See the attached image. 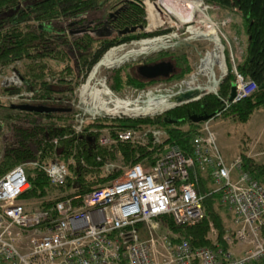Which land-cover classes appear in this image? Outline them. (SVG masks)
<instances>
[{"label": "built area", "instance_id": "obj_1", "mask_svg": "<svg viewBox=\"0 0 264 264\" xmlns=\"http://www.w3.org/2000/svg\"><path fill=\"white\" fill-rule=\"evenodd\" d=\"M200 3L208 9L218 8L205 0ZM230 21L221 17L224 27ZM208 22L214 27L213 33L196 38L210 41V48L202 51L193 70L183 78L164 89L158 85L130 88V97L136 93L133 101L107 85L110 105L126 101L125 107L130 111L150 96L167 95L175 107L208 94L216 96L221 107L201 121L192 138V153L184 154L178 145L166 142V131L161 128L124 129L114 135L103 130L98 144L107 153L97 160L105 175H119L82 194L62 192L45 198L23 197L30 186L29 178L39 168L52 185H63L68 174L66 164L54 159L47 164L29 160L14 166L0 176V264H251L264 257V185L243 170L240 157L227 162L213 129L214 120L252 95L257 85L237 70L234 55L225 47V37L219 35L217 22L210 17ZM229 71L235 86L230 99V92L223 96L219 91ZM217 78L219 81L211 88ZM5 89L13 91L6 93ZM188 91H197V95L180 102L173 100ZM143 96L145 99H141ZM0 101L47 105L60 100L35 96V90L25 85L17 70L0 66ZM127 112L120 108L115 115H108L86 111L82 106L72 115V128L78 134L87 121L98 116H152ZM52 142L56 144L57 138ZM121 143L154 150L150 157L153 160L146 156L140 162L125 165L118 148ZM195 167L210 179L213 192L220 193V203L231 214V223L223 235L226 248L216 240L217 231L211 221L209 235L215 237L212 247L193 246L169 225L170 219L175 227L190 226L206 216L204 196L191 179L190 170ZM234 245L241 247L238 254L231 249Z\"/></svg>", "mask_w": 264, "mask_h": 264}, {"label": "trees", "instance_id": "obj_2", "mask_svg": "<svg viewBox=\"0 0 264 264\" xmlns=\"http://www.w3.org/2000/svg\"><path fill=\"white\" fill-rule=\"evenodd\" d=\"M115 1L117 0H0V66L27 59L26 72L18 71L25 85L34 89L37 97L60 100L46 106L62 108L58 112H28L15 108V104H4L0 101V106L4 110L3 118L9 124H13L19 138L17 143L0 147V176L29 160L47 164L57 159L68 168L64 184L57 186L52 185L46 174L36 168L34 175L29 178L30 186L23 197L45 198L55 194L56 190L82 194L118 176V172L105 175L100 167L101 162L97 160V157H103L107 153V149L98 144V136L103 130L114 135L124 129L161 128L166 131V142L178 145L184 154H191L192 138L201 124V121H193L191 116L210 115L221 107L220 100L208 94L198 101L177 106L152 118L89 120L84 124L82 131L76 134L72 128V121H69L73 108L68 103V94L76 88L78 82L77 80L75 84L72 83L78 61H86L83 73L87 75L104 53L120 46L114 45L143 37H157L167 32L164 29L163 33L162 30L151 32L162 26L170 16L164 10V16L154 11L158 0H143L146 16L139 0L123 3L112 10L110 6ZM205 2L224 10L231 20L228 25L230 29L235 34L238 33V36L242 30L246 37L243 51L235 63L237 70L245 77L251 78L257 88L252 95L235 103L224 113L225 116L232 115L236 121L244 123L256 109L264 108V0H205ZM80 16H83L81 21L85 22L78 25L77 29L86 23H101L107 19L118 29L140 25L144 28L141 29V33H129L120 38L101 37L91 33L95 35L94 38L87 32L80 31L76 32L79 36L67 40L61 32L75 27ZM145 18L148 31H145ZM55 29L61 32H55ZM51 56L62 58L65 64L61 70L51 74L49 80L44 77L38 79L40 75L35 73L37 68L47 70L45 59H53ZM160 58L169 60L173 65L174 70L168 76L146 79L129 71L128 65H122L111 72V88L116 92H120L127 85L142 89L157 81L179 80L191 70L190 58L184 51L165 52ZM35 60L38 63H35ZM30 69L32 73L29 72V75L27 72ZM232 83L233 74L229 71L220 84V94L223 96L229 94ZM12 91L13 89L4 90L6 93ZM2 126L0 121V131ZM54 138H57L56 144L52 142ZM118 148L126 163L140 162L142 158L146 156L150 158L154 154V150L148 151L129 143H121ZM241 165L243 170L264 185V163H258L246 152H241ZM190 171L195 188L204 196L206 216L190 226L175 227L170 219L169 225L188 238L193 246L212 247V242L207 237L211 221L217 230V241L226 248L223 240L225 221L218 211L223 207L219 199L220 193L213 192L210 179L200 173L198 168ZM261 232L264 236V226ZM251 264H264V257Z\"/></svg>", "mask_w": 264, "mask_h": 264}, {"label": "rangeland", "instance_id": "obj_3", "mask_svg": "<svg viewBox=\"0 0 264 264\" xmlns=\"http://www.w3.org/2000/svg\"><path fill=\"white\" fill-rule=\"evenodd\" d=\"M130 1H137V0H117V1L113 2V4L110 6V9L113 10L115 7L120 6L123 3L130 2ZM139 1L142 4V8L144 9L145 4L143 3V0H139ZM195 1L196 0H158L157 5L172 17V21L174 22V25H171L169 22H167L164 25L156 28L155 30H153L151 32L162 30L161 33H163V32H165L164 30H166L167 34L166 33L165 34L166 35L171 34L172 36L175 37L174 40L168 39V40L163 41V42H158L152 48H149V49L142 51V52L139 51V46L132 45V43H140V42H146V41L139 40L140 42H138L137 40L133 39L129 42L118 44V45H120V47L115 49L114 51L112 49V50L108 51L106 54H104L101 57V59L95 65L92 66V68L88 71L87 75L83 73L85 71V68H86V63H85L86 61L85 62L78 61L79 62V63H77L78 66H75V72H73L74 77L72 79V83L75 84L77 80H78V82L76 84V88L71 93L68 94L69 95L68 103L72 106L73 113L75 111L79 110L80 107H82V105L79 102L78 96L81 97L80 101L83 104L84 103L83 99L85 97H87L88 95L100 94L99 90L101 89V87L99 86V82L106 81L107 85L109 87H111V83H112L111 72L114 68H117L119 66L128 65L129 71L135 72L137 74V71H136V67L138 66L137 64L140 61H143V60H141L143 58H147L148 60L153 59L154 61L165 60V59L160 58V56L163 55V53H165V52H168V53L172 52L173 53V52L184 51L187 53V55L190 58V64H191V70L190 71H192L195 63L198 60V58L202 55L201 54L202 51H204L206 47L210 48V43H209L210 41H208L206 39L191 38V37H189V35L185 31V29L190 28V26H192L196 23L206 22L209 17L211 18L212 22H214V23L217 22V24L219 25L218 26L219 30H220L219 35H222L223 38L225 37L224 38L225 39V45H226L225 47L229 51L231 50L232 54L234 55V60L235 61L238 60V58H240L241 51H243V47L245 45L246 37H245L244 32L241 30L239 32L240 35L238 36L237 35L238 33L235 34L234 31L231 30L229 26L224 27L221 23V17H228V14L224 10L220 9L219 7L218 8L211 7V9H208V7H207V10L205 9V11H204L206 15H203V16L198 11H194L192 13V11L195 7ZM205 3H207V2H205ZM168 9L173 13H171V12L169 13ZM144 12H145V16H146L145 9H144ZM82 17L83 16L79 17L78 24L75 27H71L69 29H66L65 32H61V31L55 29V32H58V33L61 32V34H64L66 36L67 40H69V39L71 40L73 37L79 36V34L76 33V29H77L76 27L85 22L84 20L81 21ZM145 21H146V25H145V30H146V28L148 27L146 18H145ZM184 21H186L185 24H187V25H184V23H183ZM209 24H210V27L212 28V29H210V27H209V29H210L209 32H212L214 27L211 23H209ZM181 25H183V26L181 27ZM184 26H186V27H184ZM141 32H142V30H137V33H141ZM87 34H89L95 38L94 34H91L89 32H87ZM165 34H162L163 36L161 35L160 37L161 38L164 37ZM147 38L155 39V38H159V35L157 37L152 36V37H147ZM118 45H115V46H118ZM123 47H125L126 51H130V50H137V51L136 52H133V51L128 52L121 59L117 60L115 58V56L119 53V51ZM65 48H66V46H65ZM111 52H112V54H111ZM227 53H228V51H227ZM88 59L89 58H87V61H88ZM45 62H46V66L48 67L47 70L41 69L40 67H38L37 71L35 72L36 75H40V77H37L38 79H40L41 77H44V79L49 80L51 74L53 75L56 72H58L59 70H61L62 65L65 64V61L62 60V58H60L58 56H55V58H53V59H45ZM27 63H28L27 59H21V60L14 61L8 65H5L4 67L5 68H11L12 67L13 69L23 73V72H26ZM31 63H33V62H31ZM35 63H38V62L35 60ZM70 64L73 65L72 62ZM30 71H31V69L27 72L29 75H30V73H32ZM90 75L94 76L93 77L94 83L91 84V87H87V91L89 88H92V87H94V88L92 90L89 89V91L87 92L88 95H86L84 84H85V82L88 84L86 79ZM171 82H173V81H171ZM171 82L157 81V82H154V83L146 86V88H152V87L158 85L157 87L164 89ZM79 87H81V90L78 89ZM130 88H134V87L129 86V85L125 86L119 92V95L121 97H123L124 99H129V100L133 101L134 98H136V93L133 95V98L130 97L128 94L129 93L128 89H130ZM161 94H165V92L161 91ZM102 95L107 98V95L103 94V91H102ZM141 99H145V97L143 96ZM161 100L162 101L166 100L165 95L159 96L157 99H155L152 102H148L145 104H143L141 102L137 103L139 105V107H134L131 111L126 109V107H125L127 105L126 101L122 102V106H117V107L124 109L125 112L129 111L134 115L135 114L136 115L137 114L152 115V116H141L140 119L141 118H152V117L164 114L165 112L162 114H157V113H161L167 109H170L176 104L175 102H171L168 105H166L165 107H160L159 103L162 102ZM3 103L5 104V102H3ZM142 104L146 108L144 112H141L142 106H140V105H142ZM174 108H175V106H174ZM3 111H4L3 107L0 106V121L3 124L2 130L0 131V147H4L6 145H11V144L17 143L19 141L17 130L15 129V127L12 126L13 124H11V123L9 124V122L3 118V115H2ZM73 113H72V115H73ZM109 113L110 114H108V115H115L114 112H109ZM153 114H155V115H153ZM123 118H126V117H123ZM97 119L108 120V119H113V118L98 116ZM97 119H95V120H97ZM69 121H72V123H73V116L71 119H69ZM183 127L185 128L186 126H183ZM213 129H214L216 136H217L218 147H219L223 157L227 160V162H231L238 157L241 158V152H246V153H248V155L252 156L258 163H264V108L256 109L250 115L249 119L244 123H239L238 121H236L234 119V117L232 115H226L225 116V114H223L222 116H220L219 118L214 120ZM123 161L125 162L124 158H122V162ZM124 164L126 165L128 163H124ZM110 180H111V178L108 179L107 181H105V183H107ZM62 192L65 193V191H59V190H56L54 193L60 194ZM218 211L220 212L222 217H224V221L226 224L225 227H227L228 221L225 220L226 208L223 206L222 208H219ZM207 237L210 239L211 242L215 241V237L212 235H209V231H208ZM216 240H217V236H216Z\"/></svg>", "mask_w": 264, "mask_h": 264}, {"label": "bare ground", "instance_id": "obj_4", "mask_svg": "<svg viewBox=\"0 0 264 264\" xmlns=\"http://www.w3.org/2000/svg\"><path fill=\"white\" fill-rule=\"evenodd\" d=\"M205 9L207 10V8L205 7L204 8V6L202 7V4L200 3V0H196L195 1V7H194V9H193V11H192V13L194 12V11H198L199 13H201V15L203 16V15H206L205 14ZM169 10V9H168ZM171 11L169 10V13H170ZM167 13V12H166ZM171 13H173V12H171ZM168 14V13H167ZM208 17V16H207ZM185 22L186 21H184L183 23H184V25H187V24H185ZM183 25H181V27H182ZM208 28H207V27ZM184 27H186V26H184ZM209 27H210V24H209V22H208V20L206 21V22H201V23H196V24H194V25H192V26H190V28H186L185 29V31H187V32H189L191 35H192V37L193 38H196V36L198 37V36H205V35H211V33H213V31L212 32H209V30L210 29H212L211 27H210V29H209ZM163 36V35H162ZM147 40L149 39V38H146ZM146 39H139V40H142V41H145ZM152 40H148V41H146V42H140V43H132V45H137V46H139V51L140 52H142V51H145V50H147V49H149V48H152L156 43H158V42H163V41H166V40H168V39H175V37L174 36H172L171 34L170 35H166L165 34V36L164 37H160L159 36V38H156V39H153V38H151ZM139 40H137V41H139ZM134 42V41H133ZM115 46V45H114ZM119 46V45H118ZM113 47V46H112ZM120 47V46H119ZM119 47H117V48H119ZM111 48V47H110ZM117 48H115V49H117ZM138 48V47H137ZM115 49H113V51L115 50ZM112 51V52H113ZM136 52L137 50H130V51H126V49H125V47H123L120 51H119V53L115 56V58L117 59V60H119V59H121L125 54H127L128 52ZM112 52H111V54H112ZM105 54V53H104ZM103 54V55H104ZM102 55V56H103ZM101 59V58H100ZM112 60V59H111ZM113 61V60H112ZM93 75H90L86 80H87V82H88V84L85 82V84H84V87H85V93H86V95H88L87 94V92L89 91V89H93L94 87H92V88H89L88 89V91H87V87H91V84L92 83H94L93 82ZM219 81V79L217 78V79H215L214 81H213V85L211 86V88L212 87H214L215 85H216V83ZM99 86L101 87V89L99 90V92H100V94H98V95H88L87 97H85L84 99H83V101H84V103L82 104L81 103V101H80V99H81V97L80 96H78L79 97V101H80V103H81V105L83 106V108L87 111H91V112H96V113H107V114H110L109 112H114L115 114L119 111V107H117V106H122V104H114V105H110V103H109V100H108V98H106V97H104L103 95H102V91H103V94H106L107 96H108V90H107V82L106 81H104V82H99ZM79 90H81V87H79L78 88ZM77 89V90H78ZM163 92V91H162ZM161 93V92H160ZM159 96H157V97H152V96H150V97H147L146 99H145V101H144V103L143 104H145V103H148V102H152V101H154L155 99H157ZM165 97H166V100L165 101H162V102H160L159 103V106L160 107H165L166 105H168L169 103H171V102H174V101H172V100H169L168 99V96L167 95H165ZM135 102H136V100H135ZM176 105V104H175ZM174 105V106H175ZM173 106V107H174ZM122 109V108H121ZM145 106H143L142 105V107H141V112H144L145 111ZM100 111H102V112H100ZM127 113V112H126ZM162 113V112H161ZM157 114H159V113H157ZM136 115V114H135ZM137 115H141V114H137ZM154 115V114H153Z\"/></svg>", "mask_w": 264, "mask_h": 264}, {"label": "water", "instance_id": "obj_5", "mask_svg": "<svg viewBox=\"0 0 264 264\" xmlns=\"http://www.w3.org/2000/svg\"><path fill=\"white\" fill-rule=\"evenodd\" d=\"M108 24H109L108 22H105L103 26L97 30V35L99 36L110 35L112 28L108 27L107 26ZM143 28L144 27L142 25L125 27L124 29H120L117 32L118 34H122L126 32H134L137 30H141ZM105 29H107V32L103 31ZM173 70H174L173 65L169 60L159 61L152 64H142L136 69L137 74H139L141 77L146 79H155L160 76H168L171 72H173ZM234 87H235L234 83H232L230 88L229 99L232 98L234 94ZM195 95H197V91H188L174 96L173 100L180 102L183 100L190 99ZM14 107L22 111L38 112V113L58 112L62 110V108L60 107H52L46 105H31V104H17ZM207 117L208 115H192L191 119L195 122H199L205 120Z\"/></svg>", "mask_w": 264, "mask_h": 264}, {"label": "flooded vegetation", "instance_id": "obj_6", "mask_svg": "<svg viewBox=\"0 0 264 264\" xmlns=\"http://www.w3.org/2000/svg\"><path fill=\"white\" fill-rule=\"evenodd\" d=\"M154 11H157L158 13H160L161 15H163L164 16V12H163V10L158 6V5H155L154 6ZM111 17H113V16H111ZM111 19V18H110ZM112 20H113V18H112ZM105 22H108L109 24L107 25L108 27H111L112 28V31H111V33H110V35H108V36H101V37H109V38H120V36H125L126 34H129V33H137V31H134V32H126V33H122V34H118V30H120V29H118V28H115L114 27V24L109 20V19H107V20H104V21H102L101 23H98V22H93V23H86V24H84L82 27H80V28H78V29H76V32H80V31H83V32H89V33H95V34H97V30L98 29H100L102 26H103V24L105 23ZM167 22H169L171 25H174V22L172 21V17L171 16H168V18L166 19V21H165V23H167ZM165 23H163V25L165 24ZM103 31H106L107 32V29H105V30H103ZM145 31H148V29H146ZM165 34V33H164ZM167 34V33H166ZM162 35V34H161ZM152 37V36H151ZM143 38H145V37H143ZM147 38V37H146ZM139 39H142V38H139ZM139 39H135V40H139ZM141 60H143V61H140L137 65V67H136V69L140 66V65H142V64H152V63H156V62H159V61H165V60H158V61H154L153 59H147V58H143V59H141ZM138 76H140L139 74H137Z\"/></svg>", "mask_w": 264, "mask_h": 264}, {"label": "crops", "instance_id": "obj_7", "mask_svg": "<svg viewBox=\"0 0 264 264\" xmlns=\"http://www.w3.org/2000/svg\"><path fill=\"white\" fill-rule=\"evenodd\" d=\"M247 155H248V153H247ZM248 156H250V155H248ZM250 157H252V156H250ZM229 216H228V215ZM225 215H226V218H225V220L226 221H228V225H227V227L230 225V223H231V214L229 213V212H225ZM224 224H225V222H224ZM225 226H226V224H225ZM226 228V227H225ZM235 253H239L240 252V250H241V247H239V246H236V245H234L232 248H231Z\"/></svg>", "mask_w": 264, "mask_h": 264}]
</instances>
